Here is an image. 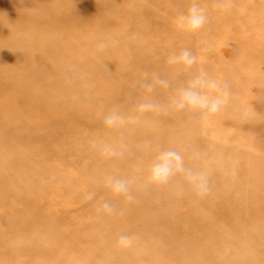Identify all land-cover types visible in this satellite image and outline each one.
Segmentation results:
<instances>
[{
	"label": "rangeland",
	"instance_id": "1",
	"mask_svg": "<svg viewBox=\"0 0 264 264\" xmlns=\"http://www.w3.org/2000/svg\"><path fill=\"white\" fill-rule=\"evenodd\" d=\"M193 4L209 21L187 34L175 20ZM185 48L231 91L220 113L104 126L145 96L166 103L189 78L167 58ZM154 75L173 87L147 93ZM168 149L207 173L206 195L180 177L145 186ZM108 200L117 211L98 212ZM0 264H264V0H0Z\"/></svg>",
	"mask_w": 264,
	"mask_h": 264
},
{
	"label": "clouds",
	"instance_id": "2",
	"mask_svg": "<svg viewBox=\"0 0 264 264\" xmlns=\"http://www.w3.org/2000/svg\"><path fill=\"white\" fill-rule=\"evenodd\" d=\"M209 17L204 8L193 4L186 13L179 15L176 26L187 34L199 32L208 23ZM200 58L193 54L190 49H182L178 54H172L167 58V63L177 66L178 70L189 74V78L174 88L173 94L166 103H156L147 96L136 105L133 114L124 115L113 110L103 120L104 126L109 129H118L129 122H139L146 113L178 112L196 114L201 117L213 116L220 113L229 103L232 96L227 84L210 78L205 73L193 72ZM171 88L172 83L158 75L151 79H145L142 87L147 93L154 92L157 87ZM249 113L245 112L246 118ZM96 147V145H94ZM101 155L104 157H116L121 153L111 145L99 146ZM193 159L196 157L193 156ZM180 177L191 187L194 194L203 197L210 191L209 176L203 170L189 167L185 162V156L175 149L161 151L151 163L144 184L148 187H165L172 183L173 179ZM105 185L110 189L112 197H124L126 200L133 199V181L130 179L107 176ZM97 211L100 213H115L117 210L110 200L103 201ZM136 238L131 235H121L116 241L117 249L126 251L135 246Z\"/></svg>",
	"mask_w": 264,
	"mask_h": 264
}]
</instances>
